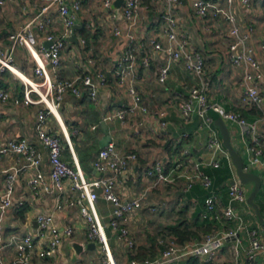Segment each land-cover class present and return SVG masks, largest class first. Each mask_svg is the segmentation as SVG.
Wrapping results in <instances>:
<instances>
[{
    "label": "crops",
    "instance_id": "obj_1",
    "mask_svg": "<svg viewBox=\"0 0 264 264\" xmlns=\"http://www.w3.org/2000/svg\"><path fill=\"white\" fill-rule=\"evenodd\" d=\"M210 2L220 5L227 11L231 9L235 12L241 31L249 35L255 56L264 67V0H252L250 5H244L236 0L230 6L224 0H210ZM49 3L51 0H7L6 4L0 7V50L9 47L11 32L21 29L33 15ZM24 5L28 6V12L24 11ZM173 10L181 30L189 35L192 48L196 49L205 60L206 74L209 77L210 102L218 103L226 110L240 112L250 121H258L260 130L264 131V101L262 105H257L244 99L243 69L230 61V24L224 15L207 18L197 16L194 13L193 0H181V4ZM166 11L165 0H141L136 24L130 27L121 13L117 14L116 19L110 18L102 0H84L76 23L81 27L73 30L62 48L61 65L53 75V79L75 78L90 72L103 71L107 75V83L99 90L96 101L90 100L88 96L77 97L67 93L61 105L56 108L55 114L50 116L49 127L64 139L63 160L73 166L79 165L88 177L100 175L94 166V161L100 148L105 146L102 145L105 136L101 127L102 120L109 125L111 142L116 144L119 151L137 153L138 161L134 172L129 171L124 178H121L118 186L126 198L144 196L143 206L121 221L122 226L129 229L136 241L137 255L140 251L147 252V256L157 255L164 247L163 240L168 238L158 236V232L162 230L171 231L173 233L171 236H175L176 229L188 228L202 236L212 231L237 229L238 235L227 240L213 259L199 258V260L210 261L211 264H230L236 260H240L242 264H264L262 254H259L253 262H250L246 256V249L250 245L251 228H258L264 239V226L255 209L248 202L230 201L229 194L224 200V192L212 185V189L220 195L218 209L222 211L231 203L241 219L224 220L219 223L205 214L204 198L207 188L199 182H196L191 190L186 191L184 178L179 177L174 182H166L157 181L155 177L146 175V170L157 162L163 164L168 172L176 162L189 160L201 163L203 169H216L220 163L226 162L231 170V176L222 183L225 190L227 187L229 189L232 179L237 175L229 153L224 151L212 153L207 147L212 131L203 124L198 107L190 118H185L177 108L178 102L189 97L191 87L197 84L199 79L194 73L186 70L181 61L171 60L165 52L156 51L151 44V38L161 36L160 29L164 24ZM49 14L52 22L48 28L36 31L39 48L50 46L46 39L47 33L56 35L66 33L64 24L59 20L56 4H51ZM116 25L121 28V35L115 33ZM73 35L76 40L71 39ZM129 42L136 48L138 54L135 85L143 97V102L148 105L149 112L129 113L123 121L116 113L123 104H130L132 97L128 94L126 85L119 84L114 69ZM148 55L152 56L150 65L145 66L142 58ZM34 64L35 60L27 48L18 47L15 53V71L11 69L0 71V87L7 88L15 96L21 97L23 88L21 72L23 76L24 74L32 76ZM165 64H169L170 72L166 82L161 83L158 73L160 67ZM257 86L264 97V79L258 81ZM38 108L39 105L0 102V142H7L17 137L27 138L42 153V168L48 178L50 170L48 152L39 141L36 131ZM163 110L166 111L165 126H162L158 116V112ZM108 115L113 117L105 119ZM227 123L232 132L234 145L244 162L249 164L241 127L235 122L227 121ZM94 125L97 127L93 128ZM67 133L70 135V140L66 139ZM90 148H92L91 153ZM187 149L190 153L186 152ZM216 160L218 164H212ZM24 163L25 158L22 154L0 155V189L6 171L22 168ZM255 170L264 180V166ZM33 172L32 168L22 169L19 172L13 206L4 214L0 222L3 230L0 264H12L16 257V248L14 244H10L12 234L36 233L38 228L36 217L40 212L53 213L54 223L59 228L71 225L75 232L72 238L66 239L55 255L46 258L34 255L33 264H100L102 251L87 237V227L79 207L73 206L58 211L55 209L57 192L42 191L38 196L33 195L28 186V179ZM213 177L215 182L221 180L216 177L215 172ZM246 188L249 194L253 189V183H248ZM207 190L210 193V190ZM179 200L190 205L187 211L189 216H179L178 221L169 220V212ZM95 208L102 218L113 249L116 248L114 252L117 255L116 259L120 264H128L132 255L123 240L109 225L113 216V205L101 196ZM210 224L212 227L208 232L207 227ZM72 240L85 244L80 257H76L74 249L69 246ZM198 241L192 240V243ZM92 243L95 245L89 246ZM190 259L186 264H189Z\"/></svg>",
    "mask_w": 264,
    "mask_h": 264
},
{
    "label": "built area",
    "instance_id": "obj_2",
    "mask_svg": "<svg viewBox=\"0 0 264 264\" xmlns=\"http://www.w3.org/2000/svg\"><path fill=\"white\" fill-rule=\"evenodd\" d=\"M7 0H0V7ZM84 0H51L41 10L33 15L21 28L9 34L10 45L5 50H0V71L11 69L15 71V53L18 47H25L35 60L32 76L21 77L23 88L22 96H15L9 89L0 87V102L12 101L15 104L39 105L36 118V131L41 144L48 152L50 170L48 178L42 168L43 155L40 150L27 138L17 137L7 142H0V155L16 153L22 154L25 163L22 168L7 170L5 180L0 189V222L3 216L13 206V195L16 190V180L22 169H34L28 179V186L33 195L38 196L42 191L57 192L55 209L61 211L68 207L78 206L80 214L87 227V237L94 241L104 253L100 264H118L110 237L106 234L102 218L96 211V203L102 196L113 205L110 227L128 247L131 258L128 264H186L192 257L211 260L217 252L224 247L227 240L238 235L237 229L224 231H212L207 233L201 241L179 243L174 238L164 239V247L155 256H147L143 259L136 257L137 245L127 227L122 226L121 221L137 208L143 206V195L126 198L118 189L121 178L129 171L134 172L138 161L136 152H121L114 142L100 148L94 166L100 175L88 177L78 165L73 166L62 158L64 139L49 127V118L55 114L53 106L58 108L67 93L77 97L88 96L96 101L99 90L107 83V75L103 71L79 75L75 78H57L53 75L61 65V50L65 46L69 36L73 33V27L77 23L79 13ZM229 6L236 0H224ZM244 5H250L252 0H239ZM167 11L164 14V24L161 26L160 35L151 38V44L156 51L165 52L171 60L181 61L186 70L194 73L199 82L190 89L189 97L178 102L177 108L185 117L190 118L198 107V113L205 126L209 127L212 135L207 147L212 153L224 151L225 148L219 129L214 124L209 109L213 108L221 114L226 121L237 123L242 129V138L246 143L249 155V166L253 169L264 166V131L260 130L258 121H250L240 112L226 110L218 103H212L208 97L209 77L206 74V64L203 56L190 43L189 35L181 30L174 8L181 4V0H165ZM108 16L116 19L121 13L132 27L136 24L141 0H125L121 8L115 7V0H102ZM51 4H56L59 20L64 24L66 33L56 35L47 33L46 39L51 42L47 48L38 47L36 31L45 30L52 22L49 14ZM23 9L28 12V6ZM194 13L202 18L224 15L229 28V53L230 61L243 69V85L245 88L244 99L262 105V96L257 82L264 79V67L255 56L254 48L249 42V35L241 31L237 16L233 10L228 11L220 5H214L210 0H193ZM115 33L121 35V28L116 25ZM127 35V34H126ZM264 45V44H263ZM151 55L143 56L145 66L150 65ZM138 54L136 48L129 42L124 54L119 58L114 69L119 84L126 85L128 94L132 97L130 104H123L116 115L125 121L127 114L136 111L147 113L149 107L143 102V97L135 85L136 66ZM169 64L162 65L159 69L158 79L165 83L169 75ZM158 116L162 126L167 124L166 111H159ZM108 115L105 119L112 118ZM94 125L93 128H96ZM66 139L70 140L67 133ZM190 153V150H186ZM212 164H218L213 161ZM146 175L155 177L157 181L174 182L176 178H184L186 185L184 190L189 191L196 182L210 190L205 199L206 215L221 223L224 220H238L239 213L229 203L222 211L218 209L220 195L212 189L213 180L203 169L201 163L189 160L178 161L170 171H166L163 164L155 163L146 170ZM235 182L229 185L230 201L247 202L248 192L238 176ZM264 191V183L262 189ZM38 228L36 233L26 232L22 235L12 234L10 244L16 248V257L12 264H33L34 255L40 258L55 255L60 246L68 238L74 236L75 229L71 225L59 228L54 223V214L40 212L36 217ZM241 220V219H240ZM2 227L0 225V246L2 244ZM250 245L246 249V256L253 262L259 254L264 257V239L258 228L249 231ZM230 264H242L236 260Z\"/></svg>",
    "mask_w": 264,
    "mask_h": 264
},
{
    "label": "water",
    "instance_id": "obj_3",
    "mask_svg": "<svg viewBox=\"0 0 264 264\" xmlns=\"http://www.w3.org/2000/svg\"><path fill=\"white\" fill-rule=\"evenodd\" d=\"M124 2H125V0H115L114 5L117 8H121V6L123 5ZM79 27H81V26L78 24H75L73 27V30H75L76 28H79ZM71 39L76 40L75 35H73ZM48 43L51 44V42H48ZM209 112L214 119L215 126L219 129L223 144H224L225 148L227 149V151L230 155V158H231V160L235 166L236 174H237L238 178L240 179V181L243 184L253 183V189L247 198V202L251 206H253V208L255 209V211L259 217L261 224L264 226V216H263L261 209H260V206L256 200L257 195L259 194V192L262 189V185L264 183V180L261 177V175L256 172L255 169L251 168L249 166V164H246L244 162V159L241 156L238 148L234 145V143L232 141V132H231V129H230L227 121L221 116V114L219 112H217L213 108L209 109ZM101 127H102L104 134H105V136L103 138L102 145H107L108 143L111 142V139H112L111 134H110V130H109V125L107 124V122L105 120H102L101 121ZM235 180H236L235 178L232 179L231 183H234ZM93 245H95V243L89 244V246H93ZM69 246H70V248L74 249L76 257H80L82 252L85 249V244L81 243L79 241H76V240H72L69 243Z\"/></svg>",
    "mask_w": 264,
    "mask_h": 264
},
{
    "label": "trees",
    "instance_id": "obj_4",
    "mask_svg": "<svg viewBox=\"0 0 264 264\" xmlns=\"http://www.w3.org/2000/svg\"><path fill=\"white\" fill-rule=\"evenodd\" d=\"M242 114V113H241ZM243 115V114H242ZM244 116V115H243ZM245 117V116H244ZM92 152V148H90V153ZM82 161V160H81ZM220 166L218 167V168H216V169H204L209 175H210V177L212 178V180H213V186L214 187H218V188H220V190H222L223 192H224V195H225V197H224V200H226V198H227V195L229 194V189H228V187H227V191L225 190V187L222 185V183H223V181H227L228 179H229V177L231 176V170H230V168H229V166H228V164L226 163V162H222V163H220L219 164ZM213 172H215L216 173V177H219L221 180L219 181L218 180V182H215V179H214V177H213ZM206 191H207V193H208V190L206 189ZM261 192V194H260V196H258V198L256 197V200H257V202H258V204H259V206H260V209H261V212H262V214H263V216H264V191L263 190H261L260 191ZM205 194V196L207 197L208 196V194ZM229 196V195H228ZM206 197L204 198V202H205V199H206ZM201 227V226H200ZM211 227H212V224H210V225H208V232L209 231H211ZM199 229V228H198ZM202 229H203V227H202ZM205 231H206V229H205ZM174 234H175V236L173 235V236H171L172 238H174L175 240H177L178 242H180V243H183V242H185L186 240V237H194V236H199V234L196 232V231H194V230H190V229H188V228H185V229H182V230H180V229H176L175 231H174ZM168 238H170V237H168ZM177 238H179L180 240H178ZM142 251H140L139 252V254L138 255H136V257L137 258H145L146 256H147V252H143V253H141ZM189 264H211V262L210 261H202L201 262V260H199V258H197V257H192L190 260H189Z\"/></svg>",
    "mask_w": 264,
    "mask_h": 264
},
{
    "label": "rangeland",
    "instance_id": "obj_5",
    "mask_svg": "<svg viewBox=\"0 0 264 264\" xmlns=\"http://www.w3.org/2000/svg\"><path fill=\"white\" fill-rule=\"evenodd\" d=\"M246 186L248 185V184H245ZM252 191V190H251ZM250 191V192H251ZM250 192H249V194H250ZM249 194H248V196H249ZM260 194H261V192H259V194H258V196H260ZM258 196H257V198H258ZM178 200V199H177ZM178 204H176V206L169 212V215H170V219L169 220H173V221H175V220H177L178 221V219L181 217V216H189L188 215V210H189V208H190V205L189 204H187L186 202L184 203V201H182V200H179L178 202H177ZM181 206V208H179V207ZM180 216V217H179ZM205 230V229H204ZM173 233L171 232V231H165V230H162L161 232L159 231L158 232V236H161L162 238H167V237H170V238H172L171 237V235H172ZM207 234V233H206ZM206 234H204V235H202V236H199L198 238L197 237H195L194 236V238L193 237H186V242H188V241H190V242H192V240L193 241H195V240H202V238H204V236L206 235ZM155 238H158V237H155ZM178 240H180L179 238H177ZM177 241V240H176ZM160 242V241H159ZM111 246H112V249H113V245H112V243H111ZM115 247V246H114ZM116 248H114L113 250H114V252L116 251L115 250ZM103 252H102V256H103ZM116 255V254H115ZM102 256H101V258H102ZM116 258H117V255H116ZM101 261H102V259H101ZM118 261V260H117ZM118 264H120V262L118 261Z\"/></svg>",
    "mask_w": 264,
    "mask_h": 264
},
{
    "label": "bare ground",
    "instance_id": "obj_6",
    "mask_svg": "<svg viewBox=\"0 0 264 264\" xmlns=\"http://www.w3.org/2000/svg\"><path fill=\"white\" fill-rule=\"evenodd\" d=\"M20 76H21V77H26L25 74H24V76H23L22 72H21V75H20ZM53 109L55 110V112L57 111L56 107H54V106H53Z\"/></svg>",
    "mask_w": 264,
    "mask_h": 264
}]
</instances>
